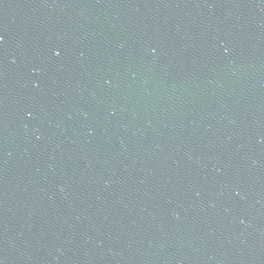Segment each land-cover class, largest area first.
<instances>
[{
    "label": "water",
    "instance_id": "obj_1",
    "mask_svg": "<svg viewBox=\"0 0 264 264\" xmlns=\"http://www.w3.org/2000/svg\"><path fill=\"white\" fill-rule=\"evenodd\" d=\"M0 264H264V0H0Z\"/></svg>",
    "mask_w": 264,
    "mask_h": 264
},
{
    "label": "snow or ice",
    "instance_id": "obj_2",
    "mask_svg": "<svg viewBox=\"0 0 264 264\" xmlns=\"http://www.w3.org/2000/svg\"><path fill=\"white\" fill-rule=\"evenodd\" d=\"M57 54H59V53H57Z\"/></svg>",
    "mask_w": 264,
    "mask_h": 264
}]
</instances>
